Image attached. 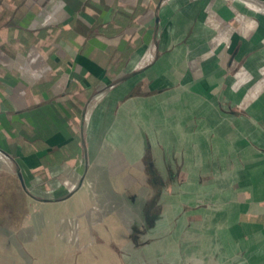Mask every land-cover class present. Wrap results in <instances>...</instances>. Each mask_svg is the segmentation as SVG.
Wrapping results in <instances>:
<instances>
[{"label": "crops", "instance_id": "obj_1", "mask_svg": "<svg viewBox=\"0 0 264 264\" xmlns=\"http://www.w3.org/2000/svg\"><path fill=\"white\" fill-rule=\"evenodd\" d=\"M245 3L0 0V178L34 185V197L48 189L41 201L65 200L92 167L138 159L163 194L178 167L198 177L181 164L187 153L214 180L212 168L223 170L230 159L229 132L239 135L235 160H245L247 139L263 156L255 146L264 135L256 106L264 92L248 95L254 113L228 108L246 103V85L233 74L240 64L263 76L264 11ZM163 129L165 140L173 137L171 167L154 174L163 163L151 154L153 132Z\"/></svg>", "mask_w": 264, "mask_h": 264}, {"label": "rangeland", "instance_id": "obj_2", "mask_svg": "<svg viewBox=\"0 0 264 264\" xmlns=\"http://www.w3.org/2000/svg\"><path fill=\"white\" fill-rule=\"evenodd\" d=\"M251 1L245 4L255 9ZM260 64L261 78L255 75L254 65L243 63L234 71L238 83L246 85L247 95L246 103L228 107L231 111L254 113L256 107L248 99L255 89L264 92V65ZM256 106H261L257 111L264 124V103ZM232 122L242 127L237 120ZM167 133L168 129L153 132L157 145L151 154L163 163V168L159 163V168H152L154 174L171 167L168 148L174 144L172 136L165 140ZM229 134L234 143L225 152L230 159L223 170L232 168L225 183L219 176L223 167L212 168V180L202 164L195 166L189 159L190 153L181 164L198 177L191 179L186 168L178 167L176 181L163 194H158V178L144 172L138 159L131 165L92 167L79 190L65 200L41 201L48 197L46 188L45 194H37L38 200L32 195L34 185L26 188L19 179L10 181L4 175L0 178V264H264V155L258 158L259 151L247 139L241 152L245 160H235L239 135ZM257 146L264 151V135L256 137ZM117 153L126 157L125 152ZM195 161L200 163L202 157Z\"/></svg>", "mask_w": 264, "mask_h": 264}, {"label": "trees", "instance_id": "obj_3", "mask_svg": "<svg viewBox=\"0 0 264 264\" xmlns=\"http://www.w3.org/2000/svg\"><path fill=\"white\" fill-rule=\"evenodd\" d=\"M9 181V180H8ZM11 181V180H10ZM162 186V185H161Z\"/></svg>", "mask_w": 264, "mask_h": 264}]
</instances>
